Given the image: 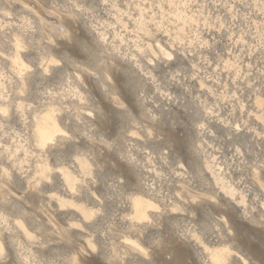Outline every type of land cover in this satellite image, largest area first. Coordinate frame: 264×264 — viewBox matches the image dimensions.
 I'll return each instance as SVG.
<instances>
[{
  "label": "clouds",
  "instance_id": "obj_1",
  "mask_svg": "<svg viewBox=\"0 0 264 264\" xmlns=\"http://www.w3.org/2000/svg\"><path fill=\"white\" fill-rule=\"evenodd\" d=\"M0 264H264V0H0Z\"/></svg>",
  "mask_w": 264,
  "mask_h": 264
}]
</instances>
